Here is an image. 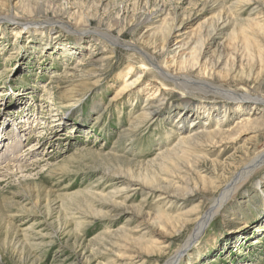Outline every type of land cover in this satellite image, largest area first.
Returning <instances> with one entry per match:
<instances>
[{
  "label": "rangeland",
  "instance_id": "1",
  "mask_svg": "<svg viewBox=\"0 0 264 264\" xmlns=\"http://www.w3.org/2000/svg\"><path fill=\"white\" fill-rule=\"evenodd\" d=\"M245 1L259 3L264 11V0H0V123L9 122L0 148L4 151L19 138L13 152L19 162L0 159V207L5 205L0 264H139V259L128 261L124 249L112 247L127 245L111 238L119 232L128 233L132 245L141 244L146 264H164L174 254L232 175L264 149V105L242 104L243 116L253 112L258 125L224 145L205 141L184 146L186 161L200 157L205 164L202 175L196 181L189 178L188 191L174 202L131 191L116 173L136 177L154 172L162 178L170 164L160 171L148 167L151 160L192 132H212L228 124H222L220 111L235 102L206 93L192 77L206 73L209 82L239 96L264 95V14L243 13L239 5ZM223 10L228 24L221 27ZM144 16L153 20L142 43L148 50L179 26L163 53L157 42L159 56L154 57L168 68L173 51H179L175 69L181 63L187 70L166 69L173 78H161L147 64L143 67L139 51L113 49L94 33L120 35L129 44L130 26ZM188 39L195 46L193 57L182 62L189 53L178 47ZM177 40L181 43L174 45ZM111 50L113 55L90 72L70 70L93 52L108 55ZM219 59L223 63L215 69ZM232 68L239 71L235 78L226 74ZM64 71L72 76L62 77L52 89L49 77ZM45 89L51 90L49 95ZM185 107L190 110L182 121ZM201 107L209 110L192 114ZM241 110L230 112L227 120ZM21 111L31 117L22 132L11 125ZM180 128L191 130L180 133ZM7 166L22 169L9 171ZM173 173L177 176L169 174V183L182 185L178 172ZM114 203L118 208L112 209ZM115 213L120 216L114 218ZM148 226L151 235L143 241L140 233ZM162 240L166 247L159 255L146 246ZM178 264H264V168L224 206Z\"/></svg>",
  "mask_w": 264,
  "mask_h": 264
},
{
  "label": "bare ground",
  "instance_id": "2",
  "mask_svg": "<svg viewBox=\"0 0 264 264\" xmlns=\"http://www.w3.org/2000/svg\"><path fill=\"white\" fill-rule=\"evenodd\" d=\"M55 2H56V0H55ZM221 4H223L222 1L220 3H218L217 5L212 6L211 9H215L217 6H220ZM239 7H241L242 10L244 9V11H242L243 13L247 12L250 14V13L256 11V12H260V14H262V15L264 14L262 5H260L257 2H250L249 3V1H245L242 3V5H239ZM226 11H229V9H227ZM221 15L222 16L219 19V21H222L221 27H224L225 25L228 24L227 22H225V19H224V15L227 16V12H224V10H223ZM9 16L10 15L6 16L5 18L9 19L8 18ZM2 19H0V20H2ZM152 21L153 20H152L151 16H144L142 19H139L138 22H136L135 24L130 26L129 30H130V32H132V42H131L132 44L131 43L126 44V43L122 42L120 40V35L115 37V36H111L109 34V32L106 33L104 31V33H106V34H103V32H100V30L94 31V33L96 35H98L99 37L106 39L107 42L109 44H111L113 49L116 47L119 48V46H122V48L124 50L127 49V51L128 50L139 51V53L142 57L141 64L143 65L144 68H146V64H147L152 69V71H154L156 73V75H159V76H161V78H164V79L165 78L171 79V78H173L174 75L172 73H170V71L169 72L166 71V69L172 70L173 72H181V71L187 70L185 68L180 67L181 63L179 64L178 69L177 70L175 69V68H177V64H178V62H177L178 60H177L176 56L177 55L179 56V54H180L179 51H176V50L173 51L174 55L171 58V60L168 61V63H167L168 68H165V67L159 65L156 62L158 59L155 60L154 55L155 56L157 55V53H156V50L158 48L157 42H159L161 44V48L159 51L161 53H163L165 50L164 45H165L166 40L171 35L173 29H175V28L177 29L179 26L176 27L174 25L171 29L168 30V32L166 34H164L161 37V39L154 40L152 42V46L154 48L152 50H148L145 46H143L142 43H144V37H145L144 33H145V31L149 30V28L151 26L150 23ZM249 21L250 20H247V22H249ZM27 25H29V24H27ZM49 43L54 44V41H50ZM180 43L181 42L179 40H177L174 43V45H179ZM43 45L47 46L48 43L47 44L44 43ZM138 45H141V47H143V49L138 48ZM192 45L193 44H192L191 40L188 39L185 43L181 44L178 47V49L186 47L185 50H188V53H189L188 55L185 54L183 56L182 62L186 61L187 56H188V60L193 57L192 50L195 49L194 48L195 46L192 47ZM113 53H114V50H111V52L109 51L107 53L108 55L103 54V51L99 54H95V52H93L91 55H89L90 57H88L86 60H84V61H81V59L78 60L75 63L76 66L70 70L76 71V72L81 71L84 73L90 72V71H92V68L95 65L102 63L104 61V59L110 57L111 55H113ZM157 56H159V55H157ZM157 56H156V58H157ZM222 63H223V60L219 59L215 63L214 68L215 69L218 68L219 66H221ZM195 68H196V66H195ZM148 70H150V69H148ZM227 73L232 74V75L234 74L233 78H235L239 74V71L232 68L230 71H226V74ZM71 76L72 75H70V72L65 73V71H64L60 75L55 72V73H53V75L51 77H49L50 82L47 84L51 85L52 89H55L56 87H58L61 84L62 80L64 79L62 77L67 78V77H71ZM51 78H54V80H51ZM192 78L196 79L198 82L201 83V84H197V85L202 87L201 89H203L206 93L207 92L214 93L213 95H217V96H220L224 99H228L229 101L235 102V105H231L229 108H224L220 111V113H222L221 114L222 115L221 120L223 121L222 124H224V122H226L228 124L223 127L224 129L218 125L217 126L218 130H215L212 132H205V131L192 132L193 134L191 133L192 135H190L189 137L180 138L175 147H173L170 150L161 152L156 158L151 160V162L148 163L149 164L148 167H152V168L157 167L156 169H159L160 171L161 170L164 171L163 168H166V166L168 164H170V166H171L170 171H164V173L162 172L163 173L162 178L159 177V175H161V174L154 173V172H153V175L148 176L149 171L147 173L148 175H146L145 174L146 172H144V175H141L142 174L141 173V174L137 175L136 177H133L134 176L133 173H131L130 176H127V175L123 176L121 173L120 174L116 173L117 177H119L121 179L123 178V180H121V181L124 182L126 188H130L131 191L142 190L143 192H145L146 195L147 194H157L159 199L166 200L167 202L176 201L178 194L184 196L186 194V192L188 191V189L186 187L188 186L187 183L190 182L189 178H192L193 181H196L197 180L196 176L198 175L200 177L202 175V170H203V167L205 164V161L202 160L200 157H197V158L194 157L193 160H187L186 161V159H185L186 156L184 154V153H186V151L184 149V146L192 147L196 144L206 143L205 141L210 142L212 145H215V146H221L222 144L224 145L226 143V140H230L231 137H233L235 134H237L241 130L246 129L248 126H250V125L257 126L258 125L252 119V117L255 116V114L253 112H250L249 110H247L245 113V116H243L244 106L242 104H246V103L251 102L253 104L264 105V95L262 96V94H259V95H256V97H251L249 95L244 94V96H239L238 93L231 92L229 90H225L221 87H218L219 85L215 86V84L212 83L213 81L209 82V80H212V78L208 77L206 73L199 74V75L194 76ZM137 79H140V77H137ZM201 89L196 88V90H200V91H201ZM51 90L45 89L43 91V93L45 95H49L50 94L49 91H51ZM147 98L150 99L151 94L148 95ZM249 107H250V105L246 106V108H249ZM207 108L208 107H201L199 109L194 110L192 112V114H195V115L197 113L201 114V112L203 113L204 111H208L209 109H207ZM242 108H243L242 114H239L237 116L235 115L230 120H227L228 117L231 116V114H229L230 112L239 113L242 111L241 110ZM261 109H264V108H261ZM187 110H190L189 107L182 108L181 113H183V115L185 116L188 112ZM36 112H37V110H36ZM35 114H37V113H35ZM143 114H145V113H143ZM20 118L18 117L17 121L12 123L11 125L13 128L15 127L14 130L18 129L20 132H22L23 130L26 129L27 125L30 123L29 120L31 119V117L27 112L21 111ZM52 119H53V121H56V119L54 117H52ZM184 119H188V116L187 117L185 116L184 118H182V121ZM6 123H9V122L2 120L0 123V129H1L0 130V138H1V136H3L2 133H4V129L7 126H9V124L6 125ZM51 124L48 127H52V126L55 127V125H57V124H53V125H51ZM216 124H218V123H216ZM189 129L191 130V128H180L179 131H180V133H185ZM19 131H16L17 134L20 133ZM35 137L37 138L38 136L36 135ZM15 138H16V136L13 135V137L11 138V141ZM18 139L16 142L14 141V143H11L8 145L6 144V146L4 147L5 148L4 151L2 150L3 147L0 148V152L3 151L2 153H0V159L1 160H4L6 162H10L13 164H15L17 161L19 162V160H18L19 158H17L13 154V152H15V149L19 148ZM54 140L58 141L60 139H57L55 137ZM0 144H1V142H0ZM57 144H59V143H57ZM25 149H26L25 150L26 152L33 151V149H31V150H29L28 148H25ZM8 167L9 166H7L6 169H8L9 171L12 170V168H16V170L22 169V167H17V166H12L11 168H8ZM263 168H264V149L261 152L254 154L237 172H235L232 175L231 179L225 184V186L222 188L221 192L215 198H213L211 200L210 205L205 210V212L203 214H201L196 220L193 221V228L191 229V231L188 234V236L186 237V239L183 241L182 245L174 252V254H172V256H170L166 260V262L164 264H178V262L184 256V254L187 253L189 251V249L194 244L199 242V240L201 239V237L204 235L207 228L209 227L210 223L213 221V219L217 215H219L221 213L224 206L227 203H229L233 198H235L238 191L241 188H243V186L256 173H258ZM136 171L138 172V170H136ZM146 171H147V167H146ZM174 171L176 173L178 172L177 173L178 174V180L180 182H182V185H179L181 183H178L176 185V187H174L175 185L172 187V184L169 183V180L171 177H169L168 175L169 174L174 175V173H173ZM180 174H182V176ZM172 178H173V176H172ZM175 180H177V179H175ZM184 182H186V185H183ZM121 192H124V188L121 190ZM180 192H182L183 194H181ZM118 206H119V204L114 203V205L112 206V209L118 208ZM6 208L11 209L12 207H11V205H6ZM3 209H5V205H1L0 214H2V212H4ZM119 216H120V213H115L114 218H118ZM187 223H189V221L184 223V224H187ZM162 226L165 227V224H162ZM140 234H141L142 240L145 241L143 238H145L148 235H151V232L149 231V226L144 227L143 230H141ZM52 235H54V234H52ZM115 235H114V237H111V238L119 240V241H123L127 245H123V244L119 245V243L118 244L117 243L116 244L111 243L112 247H115L118 249H124L125 252H123V254H124L123 256H125L126 259H128V261L129 260L130 261H137V259H139V261L135 262V263H139V264L145 263L146 264L145 259L148 255L145 256L146 253L143 254L142 249L140 248L141 244L140 245L138 244V246L132 245L133 239L130 237V235L128 233L119 232L118 235H116V236ZM25 236L26 235H24V237ZM129 244H130V246H129ZM148 244L149 243H146V246L151 248L152 251L154 250L157 253V255H159L161 252L165 251V247H166L165 246L166 245L165 240L164 241L162 240L160 242L153 243V244L150 243L149 245ZM13 247H15V245Z\"/></svg>",
  "mask_w": 264,
  "mask_h": 264
}]
</instances>
